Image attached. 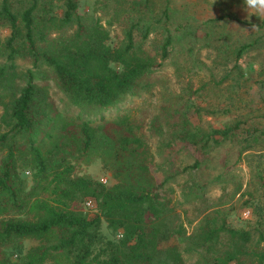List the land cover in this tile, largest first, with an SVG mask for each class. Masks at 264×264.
Masks as SVG:
<instances>
[{"label": "trees", "instance_id": "1", "mask_svg": "<svg viewBox=\"0 0 264 264\" xmlns=\"http://www.w3.org/2000/svg\"><path fill=\"white\" fill-rule=\"evenodd\" d=\"M166 1L153 18L129 15L143 5L150 9L152 0H95L98 7L85 12L80 0L1 1L0 28L10 34L0 37V264H188L194 256L201 264H264L261 230L236 229L218 210L189 232L167 198L163 188L199 160L182 170L171 160L170 167L159 163L160 177L131 112L98 120L72 116L51 100L46 78L35 81L49 71L84 115L108 112L127 96L151 90V76L176 48ZM117 21L123 24L119 39L112 34ZM153 32L159 36L151 39ZM19 60L31 66L21 70ZM184 98L170 97L152 119L162 138L167 129L171 149L176 142L182 144L177 150L207 151L211 142L236 136L242 118L201 130ZM95 150L114 183L79 172ZM24 171L30 175L22 179ZM196 186L186 185L187 197L203 194ZM88 198L95 199L94 210L86 208Z\"/></svg>", "mask_w": 264, "mask_h": 264}, {"label": "rangeland", "instance_id": "2", "mask_svg": "<svg viewBox=\"0 0 264 264\" xmlns=\"http://www.w3.org/2000/svg\"><path fill=\"white\" fill-rule=\"evenodd\" d=\"M166 3V0H152L150 9L143 5V11L135 9L129 15L159 17ZM96 6L95 0H80L79 10L92 11ZM169 7L168 26L175 34L176 48L165 61V67L151 76L155 81L151 90L127 96L108 112L96 111L84 115L85 111L70 103L58 88L49 71L48 77L45 74L35 81L46 78L44 83L50 86L51 100L58 109L72 116L98 120L102 116L112 119L131 112L142 125L141 133L154 156V169L160 177L159 163L170 167L171 160L182 170L184 165H192L199 160V167L182 172L163 188L168 190L167 198L181 215L189 232L205 213L214 214L222 210L230 226L264 233V27L258 26L264 21V8L261 9L260 19L249 15L244 0H170ZM113 8L123 9L119 8V4ZM58 11L61 13L63 10L59 8ZM98 14L104 15L101 12ZM226 15L235 16L243 22ZM121 19L119 21H124ZM106 20L104 18L103 22L106 23ZM253 25L257 27L253 28ZM122 26L117 21L112 27V34L119 35L116 36L118 39L123 36ZM9 34L8 28H0L2 39ZM156 35L159 36L153 32L151 39ZM241 47L245 50L239 54ZM18 64L21 70L31 66L23 60H19ZM179 94H183L185 102H189L194 111L190 120L201 130L224 129L232 126L237 117L242 118L243 123L236 130V136H231L220 145L211 142L207 151L193 146L177 150L182 144L176 142H172L176 150L171 149L167 129L162 138L151 128V124L161 106L171 104L170 97ZM251 143L252 149L245 151ZM97 153L93 151L78 164L79 172L101 182L104 179L107 185L114 183L111 172L103 167ZM27 172L29 176L30 171ZM192 183L197 185L196 191L203 193L201 196L187 197L186 185ZM84 210L90 216L95 215V212ZM103 230L109 234L106 223ZM200 262L197 256L188 260V264Z\"/></svg>", "mask_w": 264, "mask_h": 264}, {"label": "clouds", "instance_id": "3", "mask_svg": "<svg viewBox=\"0 0 264 264\" xmlns=\"http://www.w3.org/2000/svg\"><path fill=\"white\" fill-rule=\"evenodd\" d=\"M244 6L248 11L249 15H256L261 19V9L264 8V0H244ZM257 26L253 25V28ZM28 176V172L24 171L21 174V178H25Z\"/></svg>", "mask_w": 264, "mask_h": 264}, {"label": "built area", "instance_id": "4", "mask_svg": "<svg viewBox=\"0 0 264 264\" xmlns=\"http://www.w3.org/2000/svg\"><path fill=\"white\" fill-rule=\"evenodd\" d=\"M102 182L106 183L107 181L102 179ZM86 208L89 210H94L96 208V201L94 198H88L85 202Z\"/></svg>", "mask_w": 264, "mask_h": 264}]
</instances>
